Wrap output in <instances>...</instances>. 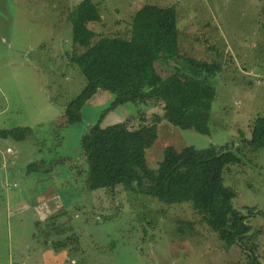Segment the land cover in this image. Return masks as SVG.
Returning a JSON list of instances; mask_svg holds the SVG:
<instances>
[{
  "label": "rangeland",
  "instance_id": "1",
  "mask_svg": "<svg viewBox=\"0 0 264 264\" xmlns=\"http://www.w3.org/2000/svg\"><path fill=\"white\" fill-rule=\"evenodd\" d=\"M38 1L40 16L47 22H32L27 28L36 29L38 42L44 43L24 58L0 44V128L29 127L36 119L42 123L33 124L32 135L22 141L0 139L5 171L15 156L13 167L18 172L8 175V188H0V264H39L36 258L45 243L54 255L63 253L62 264H248L246 254L264 264V149L242 142L250 136L256 117H264V0ZM145 4L177 8L181 55L222 63L220 74L211 79L216 96L210 134L173 126L155 101L118 106L101 125L127 130L156 125L157 145L146 151L151 169L157 168L168 146L179 150L227 145L237 152L240 163L226 170L224 180L236 192L234 208L246 217L249 231L241 243L226 247L199 223L189 204H165L128 194L121 186L90 191L85 183L81 136L98 121L112 97L99 92L87 103L80 124L65 125V107L85 86V78L67 56L84 53L106 35L126 36L132 15ZM25 11L33 16L36 6ZM45 33L47 38L42 39ZM5 34L16 43L34 39L32 33L19 32L17 24L0 21V36ZM8 147L10 155L3 153ZM43 158L53 161L45 162L46 172L28 171L30 163ZM48 185L56 198L48 200L51 213L39 222L31 208L19 205L21 193L31 197ZM177 220L194 222L196 236L181 240L175 231Z\"/></svg>",
  "mask_w": 264,
  "mask_h": 264
},
{
  "label": "trees",
  "instance_id": "2",
  "mask_svg": "<svg viewBox=\"0 0 264 264\" xmlns=\"http://www.w3.org/2000/svg\"><path fill=\"white\" fill-rule=\"evenodd\" d=\"M177 23L175 6L145 4L132 15L126 36L106 35L84 53L67 56L69 64L85 78V86L65 107L63 120L65 125L80 124L87 103L99 92L108 93L110 104L80 140L89 190L121 186L128 194L165 204H189L199 223L230 247L241 243L249 231L246 217L234 208L236 192L224 180L226 170L240 163L237 152L227 145L179 150L168 146L157 168L151 169L146 151L157 145L156 125L133 130L101 125L118 106L155 101L173 126L210 134V112L216 96L211 79L220 74L222 63L181 55ZM213 50L221 60L222 54L215 47ZM250 130L242 142L256 150L264 149V117L257 116ZM30 135L28 127L0 130L2 140L22 141ZM176 225L181 240L196 236L194 222L177 220ZM246 255L248 264H257L254 257Z\"/></svg>",
  "mask_w": 264,
  "mask_h": 264
},
{
  "label": "crops",
  "instance_id": "3",
  "mask_svg": "<svg viewBox=\"0 0 264 264\" xmlns=\"http://www.w3.org/2000/svg\"><path fill=\"white\" fill-rule=\"evenodd\" d=\"M32 6H36V11L34 13H31V14H33V16H31L30 14H27V12L25 11L26 8L32 7ZM40 6H41V2L38 0H0V21L8 22L9 24H11V23L17 24L18 28H19V32H21V33L27 32V33L34 34L33 41L30 40L29 43H26V44L24 43L23 40L22 41L19 40L18 43H16L15 39L11 38V35L6 36V34H5V35L0 36V44L2 46H5L6 49L11 52V54H16V55L21 56L20 58H24L30 54V51L32 50V48L37 49L41 43H44V41L38 42L39 33L37 32L36 29H34V31H33V28H32L31 31H29L27 28V27H32V25L29 24L32 22H35L36 24L39 22H47L46 19H43L40 16V13H41ZM51 6L54 7L53 2H52ZM40 18H41V21H40ZM24 22H27L26 23L27 26L24 25ZM46 34L47 33H45V35L42 39L47 38ZM0 114L3 115V113H1V112H0ZM15 122H17V121H15ZM15 122H9L7 124H8V126L9 125L14 126ZM33 124L41 125L42 123L39 122V119H36ZM33 124H30L29 127L22 125V127H28L32 130ZM17 127H19V126L16 125L15 127H11V129L17 128ZM11 129H10V127L0 128V130H11ZM32 132H33V130H32ZM7 141L8 140H5V142H7ZM1 147L2 146L0 144V149H1ZM9 149H10V147L6 148L3 153L10 155L7 152V150H9ZM5 154H4V156H5L4 159L6 161L7 156ZM60 159L64 160L65 158H60ZM10 160H11L10 161L11 167L8 171H5V166L3 165V158H2V160H0V164H2V165H0V188H3V189H5V187L8 188L7 186H9L8 185L9 183L7 182L8 180H10L8 175H10V174H11V176L18 175L17 170H15L13 167L14 166L13 160H15V156H14V158H12ZM50 161L51 160H47L45 158H43L41 160H35L34 162L30 163V165L28 167V171L40 173V171L43 170L44 172H46L45 167H43V166L46 164L45 162H48V164H49ZM51 162H53V161H51ZM62 163L63 162H61L59 164H62ZM51 165H52V163H51ZM31 167H33V169H31ZM46 176H48V175L46 174ZM38 182H41L40 177L38 178ZM48 192L49 193L54 192V190L52 189V185H48L47 187H45L41 191H39V194L33 195L31 197L29 196L28 193L22 191L21 201H20L19 205L22 206L23 210H27V209L31 208L30 210L32 212H34L36 216H38V219H40L39 222L43 221L46 219V216H48L51 213L49 208H48V200L56 198V196L53 195V193H52V196H50L51 194L48 195L49 194ZM29 200H31V201H29ZM63 200L65 202H68L65 199H63ZM56 208H58L59 210H62L63 207L61 206V204H58V206H56ZM32 238H34V235H32ZM47 245L48 244L45 243V248L41 252L40 258H36L37 260L40 261L39 264H62L63 261L66 260L63 253L54 255L52 250H50V251L46 250ZM59 250H55V251L59 252ZM47 251H49L50 253L47 254ZM20 264H25V263H20Z\"/></svg>",
  "mask_w": 264,
  "mask_h": 264
}]
</instances>
